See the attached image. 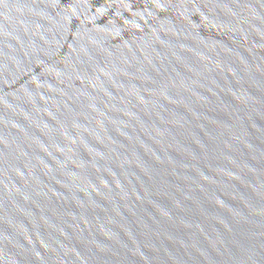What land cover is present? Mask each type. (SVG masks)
<instances>
[{"label":"water","instance_id":"water-1","mask_svg":"<svg viewBox=\"0 0 264 264\" xmlns=\"http://www.w3.org/2000/svg\"><path fill=\"white\" fill-rule=\"evenodd\" d=\"M0 264H264V0H0Z\"/></svg>","mask_w":264,"mask_h":264}]
</instances>
